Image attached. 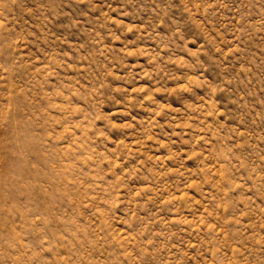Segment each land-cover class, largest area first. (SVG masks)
<instances>
[{
    "label": "rangeland",
    "instance_id": "1",
    "mask_svg": "<svg viewBox=\"0 0 264 264\" xmlns=\"http://www.w3.org/2000/svg\"><path fill=\"white\" fill-rule=\"evenodd\" d=\"M0 264H264V0H0Z\"/></svg>",
    "mask_w": 264,
    "mask_h": 264
}]
</instances>
